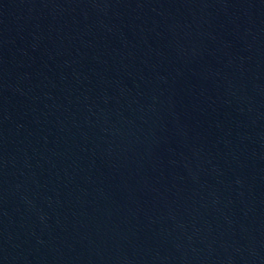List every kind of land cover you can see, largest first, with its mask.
I'll return each instance as SVG.
<instances>
[{
  "label": "water",
  "instance_id": "1",
  "mask_svg": "<svg viewBox=\"0 0 264 264\" xmlns=\"http://www.w3.org/2000/svg\"><path fill=\"white\" fill-rule=\"evenodd\" d=\"M0 264H264V0H0Z\"/></svg>",
  "mask_w": 264,
  "mask_h": 264
}]
</instances>
